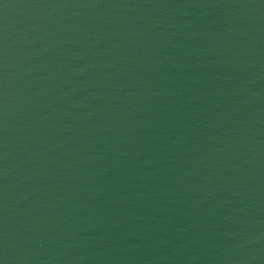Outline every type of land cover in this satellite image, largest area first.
Listing matches in <instances>:
<instances>
[{
	"label": "water",
	"instance_id": "obj_1",
	"mask_svg": "<svg viewBox=\"0 0 264 264\" xmlns=\"http://www.w3.org/2000/svg\"><path fill=\"white\" fill-rule=\"evenodd\" d=\"M0 264H264V0H0Z\"/></svg>",
	"mask_w": 264,
	"mask_h": 264
}]
</instances>
